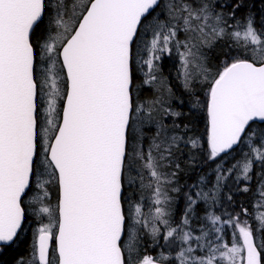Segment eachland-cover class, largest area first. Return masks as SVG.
Listing matches in <instances>:
<instances>
[{"label":"snow or ice","instance_id":"1","mask_svg":"<svg viewBox=\"0 0 264 264\" xmlns=\"http://www.w3.org/2000/svg\"><path fill=\"white\" fill-rule=\"evenodd\" d=\"M158 7L159 0H0V249L19 240L30 213L47 218L30 259L16 264H166L169 256L141 254L144 233L154 245L161 237L169 247L179 242L174 264H264V185L258 214L209 213L211 227L195 236L189 217L210 194L185 193L183 218L172 226L176 154L182 141L200 144L169 135L161 110L180 115L165 106L171 89L140 99L157 84V61L175 50L185 89L203 85L206 99L193 107L206 111L207 158L246 138L264 162V24L257 28L245 0H171L167 20L153 16ZM219 41L243 55L212 72L204 49ZM234 167L238 179H250V159ZM137 191L141 201L151 193L147 215Z\"/></svg>","mask_w":264,"mask_h":264},{"label":"trees","instance_id":"2","mask_svg":"<svg viewBox=\"0 0 264 264\" xmlns=\"http://www.w3.org/2000/svg\"><path fill=\"white\" fill-rule=\"evenodd\" d=\"M167 1L171 0H161L159 7L153 13V16L158 17L161 20H167L168 16L164 10ZM215 2L219 3H228L229 0H215ZM245 2L252 7V13L255 16V24L259 29L261 24H264V3H261L260 0H245ZM228 9H225L227 11ZM216 11H221L220 8H217ZM246 12L238 13V16L245 15ZM182 37V34H181ZM204 51L207 54V63L210 70L214 72L217 70V67L223 63V61L228 58H234L241 53L240 49L231 48L225 46L223 41L217 42V44L212 48H205ZM177 60L179 62V56L173 50L172 54L169 55L165 53L162 56L160 61H157L160 64L161 72L164 75V66L168 60ZM139 76L141 73H138ZM203 85L197 82L192 91H188L185 87H182V92L178 95V97L171 96L170 101L168 100L166 104H170L171 101H175L179 104V107L176 105L173 106L174 112L180 113L179 116L173 117L169 116L167 120L168 128H173L177 135L183 137L184 141H187L189 138L197 139L199 141L200 147L197 149H193L190 144H185L183 141L181 142L182 152H177L176 154V163H179L180 169L177 170V178H176V187L180 189L179 192H171L173 197V202L171 203L172 207V221L173 227H175L181 219L183 218L184 210L186 206V197L184 200L185 193L190 191L191 186L194 184L193 191H191L194 195L197 190V186L195 183L198 181L200 177L206 179V187L204 190L212 189L214 187L213 179L214 175H218L220 177L219 182L215 185V196H216V206L221 208V205H224V210L230 211L231 207L238 212L243 214V209H248L250 213L253 214V203L254 198L257 199L259 196V192L257 191V186L260 185L261 181L264 180V167H260L258 163L255 161L252 162V170L249 172L250 179L247 181V186L242 185L241 179H237L240 175L239 167H234V165L242 164L245 160H242V154L244 152L248 155H251L250 147H245V143L241 142L240 146L226 155H220L216 158L215 161H211L207 158V135H206V113L205 110L199 107H193V105L197 101V97L200 101H204L206 99L205 92L202 91ZM146 89V88H145ZM144 89V91H145ZM143 101H145L148 97L146 93L141 95ZM171 108V107H170ZM178 125L179 127H176ZM259 126L257 124L253 125V128L257 130L259 133ZM152 131V130H151ZM258 142L254 141V146L260 145ZM194 161V163H193ZM231 170V171H229ZM217 176V177H218ZM211 179V182H210ZM233 179V180H232ZM139 181H137L138 183ZM232 182V184H231ZM127 187V185H126ZM248 188V191L245 192L244 188ZM217 191V193H216ZM138 192V191H137ZM135 194V200L141 199L138 198V194ZM209 192V191H207ZM128 193H126L127 195ZM231 197V199H229ZM183 201V206L181 205ZM203 202H198L196 205L195 212L193 213L194 220L190 228L195 233L198 232V228H201V220L205 217V209L203 208ZM127 207V206H126ZM216 212H220L216 208ZM39 222L37 218L32 217L30 213V219L26 224V230L20 234L19 240L12 245L7 250L0 249V264H16L18 260L23 258L25 261L30 259L31 251H32V243L34 239V232L37 230ZM224 235L225 239L228 240V227L225 226ZM163 229V227H162ZM163 239L159 238V244L154 245L151 241V238L147 236L146 233L140 236L139 241V250L141 254L151 255L155 258H160L161 254L169 256V261L166 264H173L174 253L171 255L166 252V249L170 250L168 245L162 246ZM230 244V242H228ZM164 248V249H162ZM175 248L171 249L174 250Z\"/></svg>","mask_w":264,"mask_h":264},{"label":"rangeland","instance_id":"3","mask_svg":"<svg viewBox=\"0 0 264 264\" xmlns=\"http://www.w3.org/2000/svg\"><path fill=\"white\" fill-rule=\"evenodd\" d=\"M171 1H167L166 2V5H165V7H164V10H165V12L167 13V5L170 3ZM241 50V49H240ZM241 53L242 54H240V56H242L243 55V52H242V50H241ZM212 72H214L213 70H211ZM162 86V81L160 80V78L158 77V81H157V84H156V86L155 87H153L154 88V95L156 96L157 95V87H161ZM154 96V97H155ZM153 97V98H154ZM166 97V99H168L169 97L168 96H165ZM152 98V99H153ZM167 107V106H166ZM161 117L163 118V120H164V122L167 124V120H168V118H169V116L168 115H166V114H164L163 113V111L161 110ZM168 133H169V135H171V134H176L177 135V133H176V131L173 129V128H168ZM153 135H155V128H154V126H153V128H152V131H148L147 132V136H148V138L150 139ZM243 143H245V147H248L249 145H248V143H247V140H246V138H245V141L243 142ZM258 144V143H257ZM255 147H260V145H258V146H255ZM251 150V149H250ZM250 159L252 162H256V163H258L259 164V166L260 167H264V162H262V161H259V160H256L255 159V156L251 153V155H248L247 156V153L246 152H244L243 154H242V160H245V159ZM212 161V160H211ZM217 176L218 175H214V179H213V184H214V187L212 188V189H210V190H208V189H206V190H204V187H206V179L205 178H203V181H201V177L198 179V181L195 183V185L197 186V190H196V193L198 192V191H203V192H206V193H209L210 194V198H209V200H208V202L207 203H205L204 201H202V200H198V202H203L204 204V206H203V208L205 209V211H206V213H205V217L209 214V213H212V214H214V215H216V216H220L221 218H222V220L223 219H228V216L229 215H232V216H235V215H237V214H240V216H241V218L243 219V218H245L244 217V215L241 213V212H238L237 210H235V209H233L232 207H231V209H230V211L228 212V210H224L225 208H224V205H222V204H220L221 205V208L219 207V206H216V196H215V185L217 184V181H216V178H217ZM239 176H242V173H240V175ZM237 179H238V177H237ZM239 180V179H238ZM242 181H244V183L245 182H247L248 180H244V179H241ZM210 182H211V179H210ZM139 183V182H138ZM262 185H264V180H262V182L260 183V185L259 186H257L256 188H257V191L259 192V190H260V188H261V186ZM202 186H204V187H202ZM193 187H194V184L191 186V188H190V191H188V192H190L192 195H193V197L195 198L196 197V193H195V195L191 192V191H193L192 189H193ZM207 188V187H206ZM207 191H209V192H207ZM216 193H217V191H216ZM35 193H32V194H30L29 195V197H28V199H31V196L32 195H34ZM137 194H138V198L140 197L141 198V196H140V192L138 191L137 192ZM170 195H171V197H172V193H170ZM214 195V197H215V199H212V196ZM184 200H185V195H184ZM259 200V196H258V198L257 199H255L254 198V203H253V215H255V214H258L256 211H255V208H254V206H255V204L257 203V201ZM137 201H140L142 204H143V208H142V211L147 215L148 214V212H149V209L150 208H152V204H151V193H149V192H145L144 193V198H143V200L141 201V199H139V200H137ZM172 202H173V197H172ZM52 203H53V205L55 204V191H53V193H52ZM181 205L183 206V201H182V203H181ZM127 206V205H126ZM216 208L218 209V210H220V212H216ZM171 209H172V207H171ZM183 210H185V208H183ZM193 216H194V214H192L190 217H189V221H190V223H189V226L191 225V223L194 221V220H196V218L194 219L193 218ZM205 217H203L202 218V220H201V222H200V226H201V228L202 227H205V226H207V227H211V225L208 223V221L205 219ZM248 219H249V221H250V223H255V221L251 218V217H247ZM37 221L39 222V225H38V228L41 226V224L42 223H47V218H43V219H39V218H37ZM226 225H224V227H225ZM163 227V225H161V228ZM37 228V229H38ZM201 228H198V232H194L193 231V235L195 236V235H200V231H201ZM228 240H226L225 239V235H224V233H223V235H224V242H226V243H228V242H230L231 243V238H232V233H231V229L230 228H228ZM214 235V234H213ZM152 241V240H151ZM166 244H165V242L163 241L162 242V246H165ZM173 248H175L174 250H171V249H173ZM162 249H164V248H162ZM170 250H168V249H166V247H165V250H166V252H168L170 255L172 254V253H174V257H173V264H174V261H175V256H176V253L179 251V242H177L176 243V245L175 246H173V247H170L169 248ZM165 256H167V255H165Z\"/></svg>","mask_w":264,"mask_h":264},{"label":"flooded vegetation","instance_id":"4","mask_svg":"<svg viewBox=\"0 0 264 264\" xmlns=\"http://www.w3.org/2000/svg\"><path fill=\"white\" fill-rule=\"evenodd\" d=\"M157 64L159 65V69H160L157 73V76L162 81V87H164L165 89H171L170 92L165 91V96L169 97L168 99H165V106H167L170 109V111L174 112L173 106L176 105L177 107H179V104L176 103L175 101H171V103L169 105L166 103H168L167 102L168 100L170 101L171 96L178 97V95L182 92V87L184 86V84H183L182 77L179 76L180 64L175 59L174 60L169 59L165 63V66H164V71H163L164 75L162 74V72L160 75V71H161L162 67H160V64L158 62H157ZM137 75H139V74L137 73ZM141 75H142V73H141ZM143 93H146V95H148V97L145 101H151L152 98L155 96L153 87L152 88H146L145 91L143 89L142 94ZM140 99L143 101L142 97H140ZM205 113H206V111H205ZM257 125H260V124H257ZM231 184H232V182H231ZM241 184L247 186V182H245V183L241 182Z\"/></svg>","mask_w":264,"mask_h":264},{"label":"water","instance_id":"5","mask_svg":"<svg viewBox=\"0 0 264 264\" xmlns=\"http://www.w3.org/2000/svg\"><path fill=\"white\" fill-rule=\"evenodd\" d=\"M160 1H161V0H159V4H160ZM256 123L261 124L262 122L257 121ZM238 146H239V144L236 145V146H234V149H233V150H235ZM233 150H230L228 153H230V152L233 151ZM228 153H227V154H228ZM221 155H226V154H225V153H221Z\"/></svg>","mask_w":264,"mask_h":264}]
</instances>
